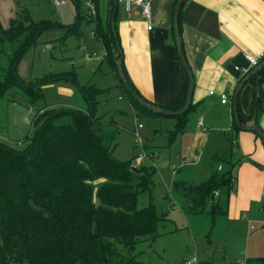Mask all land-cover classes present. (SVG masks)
I'll use <instances>...</instances> for the list:
<instances>
[{"label":"trees","instance_id":"obj_1","mask_svg":"<svg viewBox=\"0 0 264 264\" xmlns=\"http://www.w3.org/2000/svg\"><path fill=\"white\" fill-rule=\"evenodd\" d=\"M98 1L91 0L95 7L92 16L80 10L79 0H71L76 6L75 21L59 25L65 28V37L75 34L80 21L93 22L106 48L105 57L111 61L115 58L113 68L133 108L164 117L141 106L119 78L117 63H121L127 78L115 29L119 1L114 14V1L109 2L108 17H114L113 30L110 23L103 29L97 14ZM180 20L181 15L179 30ZM56 26L49 20L37 22L28 14L12 19L8 28L0 23V98L8 92L11 96L19 93L30 105L42 98L44 83L60 79L77 82L73 71L45 74L40 84H27L16 75L17 63L28 46L43 30ZM263 80L264 66L249 76L247 82L255 88L253 110L243 115L237 100L238 122L233 120L236 131L264 111L260 90ZM127 81L133 92L141 96L129 78ZM186 89L182 98L162 108L181 110ZM80 92L86 102L85 111L40 110L32 122L34 135L29 140L23 139L28 141L22 149L0 141V264H145L140 259L145 251L138 245L161 236L156 230L157 223L165 220L166 215H158L151 205L137 208L136 199L139 192L149 190L152 173L144 167H139L138 173L133 172L131 161H118L111 155L117 129L96 116L101 90L94 86L80 87ZM189 107L183 115L175 117L179 125L170 137L183 131L184 120L193 105ZM233 170L234 165H230L198 185L174 180L172 190L180 189L185 199L182 213L226 216L236 183ZM208 204L210 208L206 211ZM260 261L264 263V257Z\"/></svg>","mask_w":264,"mask_h":264},{"label":"crops","instance_id":"obj_2","mask_svg":"<svg viewBox=\"0 0 264 264\" xmlns=\"http://www.w3.org/2000/svg\"><path fill=\"white\" fill-rule=\"evenodd\" d=\"M145 1L150 6V30L147 29L148 23L141 16V9L135 0H119L115 29L130 83L144 100L165 107L182 98L188 85V76L179 61L172 29L176 0ZM90 2L91 0L81 2L80 10L87 13ZM98 2L97 14L104 29L109 19V2ZM180 15L181 46L194 77L191 101L193 108L186 115L183 131L170 137L171 131H177L179 125L174 116L150 115L136 110L130 102L129 108L136 119L146 114L151 121L159 120L156 122L160 127L157 130L167 140L155 148H162L160 152L168 156L171 172L165 184L168 185L175 208L185 220L187 218L182 213L184 196L180 189L179 192L172 190V182L178 180L198 185L211 175L219 174L228 166L234 165L235 189L230 196L223 227L230 232L235 229L236 224H240L246 229L254 230L248 225V219L254 218L257 213L261 214L264 208V143L251 128L256 124L264 133V111H260L254 119L242 125L241 130L236 131L233 125L236 112L233 94L242 84L237 98L239 109L243 115L251 114L255 88L247 80L256 68H250L247 58H255L264 53V0H186ZM88 25L89 40L93 42L92 50L103 49L102 57L106 58V48L95 31V24L90 22L85 26ZM81 32L80 26L75 33L80 36ZM106 60L110 66L115 64V58L111 61L107 57ZM243 70L247 72L242 75ZM75 76L78 80L77 73ZM117 85L123 90L119 79ZM260 90L264 106V80L260 84ZM210 92H214L213 96ZM220 94H227L229 102L221 104ZM125 96L127 97L126 94ZM119 100L121 97H118ZM76 109L86 110L85 99L84 102H79ZM120 113L118 111L117 115H121ZM97 117L104 122L100 116ZM199 120L202 122L200 126ZM104 123L116 128L112 121ZM143 128L142 124V128L134 127L133 131L138 134ZM157 153L158 151L152 152L151 157ZM219 166L222 169L219 170ZM214 196L215 194L211 199ZM261 243V254H256L254 248L248 250L249 254L263 257L264 242Z\"/></svg>","mask_w":264,"mask_h":264},{"label":"rangeland","instance_id":"obj_3","mask_svg":"<svg viewBox=\"0 0 264 264\" xmlns=\"http://www.w3.org/2000/svg\"><path fill=\"white\" fill-rule=\"evenodd\" d=\"M63 1L66 5L57 6L55 0H0V23L4 28L9 27L12 19L23 14H28L37 22L49 20L58 24L43 30L37 40L28 46L17 63L16 75L20 80L27 84H40L41 79L48 73L74 70L78 74L75 83L67 79L44 83L41 86L42 98L30 105L19 93L11 96V92H8L5 97L0 98V141L22 149L26 141L34 135L36 129L32 122L40 114L39 110H75L79 102H84L80 87H98L102 91L98 96L100 103L96 106L97 116L104 122L112 121L117 128L111 155L118 161H131L130 164L135 169L144 167L152 173L149 190L139 192L137 208L151 205L158 215H166L165 220L157 223L156 230L161 236L156 241L138 245L139 249L145 251L140 259L145 264H184L188 258L195 256L198 264H264L260 261L264 254L259 258L248 252L254 248L256 254H261V242H264V212L248 219V225L255 228L254 230L236 224L234 230L227 232L223 227L224 216L184 214L187 218L185 220L175 208L168 185L165 184L171 172L168 156L160 152L162 148H155L167 140L157 130L160 128L156 124L159 120L151 121L146 114L136 119V115L129 108L126 93L117 85L116 71L102 57L103 49L92 50L93 42L89 40L88 32L90 25L85 26L86 22L80 21L77 30L81 26L82 34L77 36L74 32V35L65 37V28L62 26L74 23L76 8L71 0ZM118 97L121 100L118 101ZM118 111L121 115H117ZM138 123L144 125L138 132L141 146L136 145L133 136V128H137ZM24 138L28 140L25 141ZM154 151L158 153L151 157ZM139 153L145 154V157L137 161ZM100 182L103 181L95 182V185Z\"/></svg>","mask_w":264,"mask_h":264},{"label":"water","instance_id":"obj_4","mask_svg":"<svg viewBox=\"0 0 264 264\" xmlns=\"http://www.w3.org/2000/svg\"><path fill=\"white\" fill-rule=\"evenodd\" d=\"M114 1V11L113 14L116 12L117 8H118V1L117 0H112ZM186 0H178L175 7H174V11H173V30H174V38H175V46L177 48V52H178V56H179V61H181V64L183 65L185 71H186V75L188 76V85H187V95H186V99L183 105V108L179 111H171V110H165L162 107L156 106L154 104H151L149 102H147L146 100H144L141 96H139L137 93H134L132 88L129 86L127 78H125L123 70H122V65L121 63L117 64V70H118V76L119 78H121V80L123 81L127 91L129 93L132 94V97L144 108H146L149 111H153L157 114H161L164 117H168V116H181L183 115L185 112H187L189 110V106L191 105V101H192V96H193V89H194V77L192 76V72L190 70V67L188 65V62L185 59L183 50H182V46H181V36H180V30L178 29V23H179V11H180V7L181 5L185 2ZM108 2L111 3L110 0H108ZM110 15V13H109ZM108 23H110L111 29L113 30L114 28V17H111L108 19ZM264 66V59L263 61L260 63L259 67H257L254 71H259V69ZM244 83V82H243ZM242 86L239 85L235 90L234 94H233V105L235 107L236 110V102H237V98L239 95V89ZM235 121H237L238 117H237V113L235 112ZM238 122V121H237ZM251 131L255 132L257 136H259L263 143H264V133L261 130V128H259L256 124L253 125V127L251 128ZM133 172L138 173V170L135 168H131Z\"/></svg>","mask_w":264,"mask_h":264},{"label":"built area","instance_id":"obj_5","mask_svg":"<svg viewBox=\"0 0 264 264\" xmlns=\"http://www.w3.org/2000/svg\"><path fill=\"white\" fill-rule=\"evenodd\" d=\"M119 1V0H117ZM55 3L59 4H64L63 0H60V1H56ZM135 3L136 5H138L141 9V16L147 21L148 23V26H147V29L150 30L151 28V16H150V6H149V3L145 0H135ZM127 7V10H129V4L126 5ZM88 15H92L94 16L95 15V7H94V4L93 3H89L88 4V12H87ZM264 58V53H260L258 54L257 57L255 58H247L249 60V63H250V68H257L259 62L261 60H263ZM246 70H243L242 71V75L243 74H246ZM211 96H213L214 92H210L209 93ZM219 100H220V103L221 104H226L229 102V99H228V95L227 94H220L219 95ZM202 125V122L199 120V123H198V126ZM137 128H142V124H138L137 125ZM133 136L134 138L136 139V145L138 146H141L140 144V140L138 139V134L136 132L133 133ZM145 157V154L143 153H139L138 154V157H137V161L138 160H141L142 158ZM222 169V167L219 166V170ZM262 211L264 212V208H262ZM252 228V227H251ZM184 264H198V260L196 259V257H192V258H188Z\"/></svg>","mask_w":264,"mask_h":264}]
</instances>
